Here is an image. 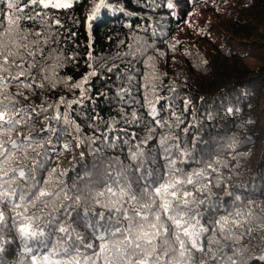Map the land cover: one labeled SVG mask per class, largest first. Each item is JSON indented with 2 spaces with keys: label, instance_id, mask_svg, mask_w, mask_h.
Segmentation results:
<instances>
[{
  "label": "trees",
  "instance_id": "obj_1",
  "mask_svg": "<svg viewBox=\"0 0 264 264\" xmlns=\"http://www.w3.org/2000/svg\"><path fill=\"white\" fill-rule=\"evenodd\" d=\"M7 3L0 0V24L18 20L25 33L40 32L43 50L35 58L37 67L26 64L25 72L45 87L9 83L4 89L22 107L37 109L5 137L22 143L23 150L14 155L25 171L41 162L49 172L65 173L60 179L70 188L77 173L90 169L98 154L119 157L127 164L124 157L130 146L151 137L144 150L151 147L162 154L160 140L179 136L188 140L189 150L197 142L212 161L228 164L218 167L223 177L219 182L211 174L212 185L197 192L198 199L228 201L225 191L237 185L264 186L259 178L264 173V0H104L99 10L95 5L100 0H74L66 9L28 7V0H16L9 9ZM19 8L24 12H17ZM33 38L30 35L29 41ZM240 48L246 54L256 49L261 62L257 70L255 64L244 62ZM0 75L17 73L5 70ZM46 75L63 78L67 86L58 84L50 90ZM61 97L69 103L80 101L67 108L72 126L52 119L57 109L49 104L58 105L63 118L66 105L59 103ZM149 105L156 108L160 126L147 114ZM233 140L235 145L229 148ZM202 167L192 164L194 169ZM20 187L27 185L18 177L6 185L0 181V198ZM253 199L264 207V196L257 193ZM16 203L11 197L5 212L9 223L28 222L43 207L33 208L25 201L14 207ZM53 207L44 208L40 223L46 222L47 213L60 215ZM71 228L85 232L83 226ZM243 243L247 244V237ZM24 244L15 231L0 232V246L5 249L0 258L7 264H32ZM93 251L99 249H81V259ZM261 255L264 250L257 249L249 264ZM96 264H104L103 258Z\"/></svg>",
  "mask_w": 264,
  "mask_h": 264
},
{
  "label": "snow or ice",
  "instance_id": "obj_2",
  "mask_svg": "<svg viewBox=\"0 0 264 264\" xmlns=\"http://www.w3.org/2000/svg\"><path fill=\"white\" fill-rule=\"evenodd\" d=\"M15 2L8 0L7 7L13 9ZM103 4L104 0H100L95 9L99 10ZM33 6L66 9L71 4L60 0H28V7ZM17 12H24V8ZM30 35L34 37L31 41ZM40 37V32L25 33L18 20L9 19L7 26L0 24V72L14 70L17 73L10 77L0 75V97H4L0 100V181L6 185L18 177L27 185L18 191L4 192L0 198L3 209L0 210V232H17L19 239L25 241L24 250L31 254L32 264L38 261L40 264H82V259L83 264H96L100 258L104 264H249L257 249L264 250V231H260L264 227V207L253 199L257 193L264 196V186L254 185L248 189L245 185H237L225 191L228 201L198 199L196 193H204L212 185L211 174L215 173L219 182L223 177L217 169L228 167V164L212 161L206 149H200L197 142L189 150L188 140L179 136L160 140L162 154L154 153L151 147L144 150L151 137L130 146L124 157L127 164L119 157L98 154L90 169L83 175L77 173L70 188L60 179L65 173L56 175V169L49 172L41 162L25 171L14 155L23 150L22 143L5 137H10L25 116L37 109L22 107L4 89L9 83L27 88H32L33 84L45 87L44 83L36 84L35 77L25 72L26 64L30 69L36 68L35 58L43 55L39 48ZM26 58H32L33 62ZM90 74L96 75L95 72ZM44 79L50 90L58 84L67 86L63 78L55 75H46ZM27 80L31 83H25ZM74 86L81 87L80 84ZM81 95L83 97V91ZM79 102L69 103L61 97L59 103L66 105L63 118L58 105L49 104V108L57 109L52 119H63L65 124L72 126L67 108ZM40 111L47 109L40 108ZM147 114L157 126L161 125L154 106L149 105ZM179 120L177 117V122ZM184 132L187 134L188 129ZM234 145L233 140L228 147ZM193 163L204 167L194 169ZM259 178L264 180V173H260ZM11 197L17 201L14 207H20L19 201L33 208L43 207L29 216L28 222L9 223L5 212ZM57 202L59 207H55ZM49 204H53V211L60 215L47 213L46 222L40 223V214ZM96 208L104 211H95ZM72 224L83 226L85 232L75 231ZM246 237L247 244H244ZM29 241L33 242L31 246ZM81 249L99 251L83 255L81 259ZM4 251L0 246V253ZM61 256L63 259L57 258ZM0 264H7V261L0 258ZM254 264H264V255Z\"/></svg>",
  "mask_w": 264,
  "mask_h": 264
},
{
  "label": "rangeland",
  "instance_id": "obj_3",
  "mask_svg": "<svg viewBox=\"0 0 264 264\" xmlns=\"http://www.w3.org/2000/svg\"><path fill=\"white\" fill-rule=\"evenodd\" d=\"M71 1L72 0H60V2H67V3H70ZM211 35H213V34H211ZM252 40L254 41L255 39H251V41ZM233 45L234 44H232L231 46L233 47ZM239 52L241 55H243L241 58H243L244 62L247 63L248 66L250 64H255V69L257 70V67H258V65L261 64V62L257 59V56L255 55L256 49L253 50V54H246V52H243L242 48L239 49ZM248 53H250V52H248ZM247 57H249V58H247ZM263 98H264V96H263Z\"/></svg>",
  "mask_w": 264,
  "mask_h": 264
}]
</instances>
